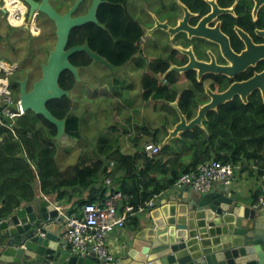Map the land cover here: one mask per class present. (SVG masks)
Masks as SVG:
<instances>
[{
	"label": "water",
	"instance_id": "obj_1",
	"mask_svg": "<svg viewBox=\"0 0 264 264\" xmlns=\"http://www.w3.org/2000/svg\"><path fill=\"white\" fill-rule=\"evenodd\" d=\"M29 8V16L37 18L38 14L46 15L55 23L57 41L49 52L46 62L41 64V77L30 86V79L25 77L17 82L20 85L18 100L24 112L32 111L43 116L58 129L57 139L66 134V119H58L49 110L48 104L64 97H70V91L62 88V75L69 71L77 81L81 80L79 67L71 58L84 52L93 64H103L110 70L118 72L121 67L115 66L100 53L94 51L89 42L69 47L71 33L74 29L90 23L102 26L98 18L100 8L105 0H93L86 13L77 15L85 0H76L67 12L61 13L50 0H22ZM264 0H256L257 13ZM213 12L204 22H211L219 13L233 12L222 10L215 0L210 1ZM187 18L188 8L183 5ZM4 12H7L3 9ZM186 18V19H187ZM157 28L167 30L173 38L180 31H187L189 36H203L218 43L224 55L232 62L226 67L213 61H199L193 48H180L190 58L185 67L174 66L170 71L185 73L195 70L199 81L206 74L227 75L229 77L247 68L250 64L264 57V47L256 46L244 35L249 51L242 56L231 48L229 39L219 27L210 28L200 25L194 29L183 22L179 27H169L157 21ZM264 35V31H258ZM5 62L4 59L0 58ZM260 91L264 100V72L248 81L232 84L227 90L214 92L206 88L210 101L201 106L197 116L189 121L179 108L178 102L170 105L178 113L180 121L169 131L163 142L166 146L173 139L196 127L204 128V120L212 111L240 97L244 103L249 97ZM240 185L222 186L221 189L207 194L190 192L189 188L173 192L168 198L162 197L151 211L154 224L158 226L156 236L147 240L138 236L132 248L126 247L123 256L107 262L96 260L87 253H80L65 247L61 229L65 222L61 212L56 208L54 199H38L24 205L4 220L0 221V262L3 264H264V202L256 205L257 197L246 196L239 191ZM263 192L260 191L262 196ZM199 195V196H198ZM264 201V199H263ZM45 233V235H43ZM154 233V231H153ZM124 260H129L125 262Z\"/></svg>",
	"mask_w": 264,
	"mask_h": 264
},
{
	"label": "trees",
	"instance_id": "obj_2",
	"mask_svg": "<svg viewBox=\"0 0 264 264\" xmlns=\"http://www.w3.org/2000/svg\"><path fill=\"white\" fill-rule=\"evenodd\" d=\"M92 1L85 0L78 14L86 13ZM106 1L108 3L100 8L98 18L107 29L93 23L76 28L71 33L69 47L89 42L94 51L110 62L113 60V63L122 65L129 61L139 48L136 47L135 38L131 36V31L137 30L138 26L129 14L128 0ZM185 2L197 9L205 10L208 7L206 3L197 0H185ZM232 2L233 0H222L225 6ZM52 4L60 5L54 0ZM70 7L71 5L67 9ZM55 8L62 12L58 6ZM11 29L14 30L13 27ZM143 35L144 32L140 31L138 36L140 38ZM5 61L13 63L8 59ZM71 62L79 68L91 67L93 64L84 52L75 54ZM149 66L153 71L157 70L155 64L150 63ZM169 66L165 65L161 75L166 73ZM167 76L169 84L161 83L156 73L143 82L146 101L151 98L155 90L158 91L153 97L155 104H159V100H164L166 117L162 129L166 131V136L167 123L174 126L180 121L178 113L170 103L178 100L179 108L191 120L196 117L199 106L205 103L206 95L204 83L196 81L194 71L185 74L186 79L193 85L185 90L179 99L178 94L170 89L178 75L175 72ZM24 78L17 73L12 75L10 90L13 97L20 92L17 81ZM163 81L166 82L165 79ZM60 84L62 88L72 92L78 82L75 76L67 71L62 75ZM212 88L220 89L217 84ZM14 101L10 109L17 111L18 98L15 97ZM72 102L71 97H64L50 102L48 108L58 119H66L67 135L81 139L82 119L72 111ZM6 107L7 105L2 102L0 105V220L10 216L24 203L33 202L36 184L37 192L40 189L45 196L56 195L58 200L66 197L64 190L81 185L85 190L90 191L89 199L83 204L101 201L107 189L102 180L107 177L108 165L111 162L125 170L120 190L131 197L130 203L137 205L136 207L151 200L155 194L173 188L182 174L196 170L200 165L211 160L230 163L242 174L255 172L258 180L264 179V102L260 92L253 93L248 104L243 103L240 98H235L217 111L210 112L204 120V128L196 127L193 131L182 133L179 138L173 139L175 147L168 144L154 157H149L145 151L142 154L139 152L134 155L124 154L122 142L123 137L130 133V120L125 124L114 123L106 127L108 135L101 140L96 157L83 167H75L72 174L63 172L57 162V127L32 111L11 119L4 113ZM168 115H172L173 118ZM136 128L140 129V126ZM162 129L160 128L154 137L153 142L156 144L164 142V138L158 135ZM141 140V137H136L133 142L140 143ZM142 155L144 160L141 162ZM185 158L189 159V163L184 161ZM100 181L101 186L95 187Z\"/></svg>",
	"mask_w": 264,
	"mask_h": 264
},
{
	"label": "flooded vegetation",
	"instance_id": "obj_3",
	"mask_svg": "<svg viewBox=\"0 0 264 264\" xmlns=\"http://www.w3.org/2000/svg\"><path fill=\"white\" fill-rule=\"evenodd\" d=\"M197 1L206 3L208 6L207 9H197L185 2V0H170L169 2L160 0L159 5H147L146 0H141V8H138L139 12H135L137 3L134 0H128L127 6L129 14L131 12L135 14L136 18H131L138 26L137 30L131 31V36L135 38L136 47L139 48L126 63L117 65L113 63V60L111 63L117 67L124 68L122 70L128 71V77L134 83L135 79L138 81V77L140 78V82H142V79L149 76V74L156 73L160 75L165 65H170L166 70V75L176 72L177 75H181L184 77V80H187L185 74L194 71L196 72V81H198V73L195 70L185 73H180L175 70L170 71L174 66L185 67L190 63L189 56L180 51L179 47L184 49L193 48L194 54L199 61L210 63L213 61L212 56H214L217 64L232 67V62L224 55L221 46L203 36L193 35L190 37L187 31H180L172 38L170 33L163 28H157L149 35V33L157 27V21H160L161 24H168L169 27L173 28L179 27L183 22H187L188 25L194 29H198L200 25H207L210 28L219 27L221 33L229 39L232 50L239 56L249 51L244 35L248 36L254 45L264 47V35L258 32L264 31V4L259 7L255 14L256 0H233L228 6L223 5L222 0H215L220 9L233 10V12L219 13L211 22H204L207 16L213 12V6L210 5V1L212 0ZM144 3L146 4L144 5ZM183 5L188 8L191 14L188 18ZM67 11L68 9L66 12ZM78 12L76 16L82 15L78 14ZM28 13L29 9L27 17H29ZM42 15L43 14H38L37 18H42ZM100 27L107 29L105 25ZM140 31H143L144 35L139 38L138 35ZM119 32L120 30H118V33ZM170 41L174 43L171 44ZM133 47L134 46H132L131 49H133ZM168 52L169 56L165 57V54L167 55ZM170 57L171 59L168 60ZM112 59L114 58L112 57ZM150 63L155 64L157 70L153 71L150 69ZM262 72H264V57L257 60L256 63L250 64L247 68L235 74L233 77L206 74L200 82L204 83L205 92L207 86L214 92H221L226 90V88L228 89L234 83L248 81ZM133 75H135V77ZM212 84H217L220 89L216 88V90H214ZM164 107L165 106L162 104L163 111L165 112Z\"/></svg>",
	"mask_w": 264,
	"mask_h": 264
},
{
	"label": "crops",
	"instance_id": "obj_4",
	"mask_svg": "<svg viewBox=\"0 0 264 264\" xmlns=\"http://www.w3.org/2000/svg\"><path fill=\"white\" fill-rule=\"evenodd\" d=\"M42 63L44 62H41V64ZM95 67H98L99 70L101 71L94 69V70H91L92 72L91 71L84 72L83 69L85 68L79 69L80 73H83L82 79L78 81L79 83L76 85V88L72 92H70L71 93L70 96L73 100L72 111L76 113V109H77L80 112H84V111L92 112L93 110H95L92 105L93 102H96V103L101 102L104 98H106V96L115 99V101L118 102L117 109L111 106L112 107L111 111L113 112V116L115 119L114 121H116V123L119 122V123L125 124V122L123 121V118L126 117V121L130 120L129 123L132 128L137 129L136 126H140V129H137L139 133V136L137 137H141V136L150 137L148 140H145V141L144 139L142 140L143 145L141 143L140 144L135 143V145H132L129 142L128 138H126L127 136L132 134L131 128H130V133L123 139L122 152L127 155H134L138 152L142 154V152L144 151V145L146 141L148 143L153 142L157 131L160 128L162 129V126L164 125V123H162L160 126H158V123L156 125L150 124L152 123V121L150 120L148 121V119L146 122H140L137 119L133 120L132 115H131V111H135L136 113L139 112L137 108L140 107L139 104L141 101L144 104L148 103L149 101H152V105L156 112V115L158 114L157 110H158L159 104H155L156 101L153 98L158 93V91L155 90L152 93V96L149 100L146 101L144 99L146 90L143 88V82L149 77H153L154 74H149V76L144 77L142 79V82H140V78L138 77L137 79L138 81H136L135 79V83H134L128 77V71H125V70L114 72L108 68L101 67L98 64H94V65L92 64L91 68L90 67H86V68L92 69ZM121 69H124V68H121ZM133 76L135 77V75ZM156 76L160 77L161 83L169 84V82L167 81L168 76L166 75V73L162 75L156 74ZM39 78H37L36 80H38ZM163 79H165L166 82H164ZM184 81H185L184 78H182L181 75H178L175 84L170 86L171 87L170 89L175 91L178 94V99L180 98V96L183 94L185 90L190 89L193 85L192 83L189 82L190 87L181 91L180 89L183 88V84L181 83H184ZM112 83H114L116 88H119V93L116 97H112L113 93L110 91V88H109V85ZM127 93H130L131 95L128 96ZM88 94L92 95L91 101L88 97ZM124 95L126 96L124 97ZM163 101L164 100H159V103ZM88 103L90 104L89 107H87ZM119 109H123L125 113L124 114H119V112L116 113V110H119ZM104 110L105 108L102 107L101 111H104ZM81 126H83L82 123H81ZM174 126H172L171 123H167L168 133L171 129L174 128ZM168 133H167V136H168ZM158 135L161 138H164V140L167 138L166 131H164L163 129ZM76 140H80V139L76 138ZM168 144H171L173 147H175V143L173 142V140L170 141ZM84 152L87 153L88 151H82V150L78 152L73 151L69 154H63V152L62 153L59 152L58 158H63V160L66 162L63 166L59 165L62 171L68 174H72L74 172L75 167L77 166L83 167L84 165L89 163L93 157L94 158L96 157L95 152L92 154L90 152L87 154ZM82 156L83 158H86V159L80 162V158ZM142 160H144L143 155L140 158L141 162ZM184 161L186 163H189L188 158H185ZM108 176L109 175H107V177L104 180H102L104 181V185L106 184V179L108 178ZM124 177H125V170L119 165L114 167L113 172H112V178H113V183L118 190H120L121 188V182L123 181ZM101 184H102L101 181L97 182L95 187L99 188ZM234 184H238L241 186V188H239V191L242 192L244 195L246 196L254 195L258 197L260 196L259 195L260 191H262V188H264V179L258 180L256 178L255 172L253 173L250 172V174L247 175V174H242L239 171H236ZM222 186H223L222 184L216 185V187L212 190V192L215 190L221 189ZM64 191L66 193V197H63L58 200L56 195L44 196L42 192H37V184H36L35 194L36 193H40V194L37 195V198L35 197L36 199H34V202L38 198H42V197L51 198V199L56 200V202L61 203L66 212L68 211L80 212L81 207L83 203L85 202V200L89 199L90 191L87 189L85 190V188H83V186L81 185L76 186L75 188H68V190H64ZM175 191H176L175 189H170L166 191L162 197L168 198V196H170ZM190 192H194V191L190 189ZM97 200H99V198ZM24 204H29V203H24ZM120 211H123V208H121ZM61 231L62 232L65 231V226L61 229ZM157 231H158V226L154 224L153 217L151 216V212L146 213V214H140L135 219L127 222L124 228H118L110 234L109 241H108L109 249L115 258L119 256H123L125 253L123 251L126 249V247L132 248L138 236H140L141 238L147 239V240H151L152 238H154V236H156ZM121 259L124 260L123 257ZM124 261L128 262L129 260H124ZM0 264H3V263L0 262Z\"/></svg>",
	"mask_w": 264,
	"mask_h": 264
},
{
	"label": "rangeland",
	"instance_id": "obj_5",
	"mask_svg": "<svg viewBox=\"0 0 264 264\" xmlns=\"http://www.w3.org/2000/svg\"><path fill=\"white\" fill-rule=\"evenodd\" d=\"M5 1L7 2V0H0V6L1 4H3L0 7V58L12 60L13 63L9 64L12 67L11 70H5L4 68H0V80L1 79L6 80L10 84L12 75L17 73L22 77H26V75L30 77V86H31L35 81H37L36 80L37 78L41 77L42 68L40 64L41 62L47 61L50 50L53 49L56 44L57 35H56L55 23L51 21L46 15H42V18L40 19L29 16L27 17V20H25L24 24L20 26H15V25L10 26L12 25V23L7 20L8 14H6L3 11V9H5V6L7 5ZM52 1L53 0H51V3ZM54 1L55 3H58L60 5L57 4H52V5L55 7L58 6V8L61 9L62 13L66 12L69 5L72 6L76 2V0H54ZM134 1L137 3V9L135 12H139L138 8H141V4H140L141 0H134ZM146 1H147V5L150 4L159 5L160 0H146ZM169 1L170 0H166V2ZM145 4L146 3H144V5ZM5 10L8 11V8ZM21 16H23V14H21ZM24 16L26 19V15ZM130 16L133 19L136 18L135 14H133L132 12L130 13ZM32 22H35L36 25H31ZM11 27H13L14 30H12ZM170 43L172 44L174 42L170 41ZM166 56L167 57L169 56V52L167 55L165 54V57ZM170 59L171 57L168 58V60ZM98 65L107 68L101 63H99ZM90 68H85L83 69V71L88 72L94 69L99 70L98 67L92 69ZM82 75L83 73H80L81 79H82ZM189 84H190L189 81L185 80L183 83V88L180 90L183 91L184 89L190 87ZM109 88L110 91L113 93L112 97H116L119 93V88H116L114 83L110 84ZM127 95L130 96L131 94L127 93ZM125 96L126 95H124V97ZM15 97L18 98V95ZM15 97L12 96L13 99H15ZM88 97L91 101L92 95L88 94ZM2 101L4 100L1 99L0 105ZM90 104L88 103L87 107H89ZM162 104H164V102L159 103V107L157 110L158 114L156 115V112L152 105V101H149L146 104L142 103L141 101L139 104L140 107L137 108L139 112L136 113L135 111H131L133 120L137 119L140 122H146L148 119V121L149 120L152 121V123L150 124L156 125L158 123V126H160L162 123H164L166 116V113H164L163 111ZM92 105L95 109L92 112H87V111L80 112L76 109V114L82 119V124H83V126H81L80 128L81 129L80 140L73 139L67 134H65L61 139H57L56 136V145L58 147V153L63 152V154H69L73 151L78 152L80 150L88 151L87 153L90 152L91 154L94 152L96 153L101 140L108 135L107 128L110 125L116 123V121H114L115 119L113 116V112L111 111L112 109L111 106L117 109L118 102L115 101V99L106 96V98H104L101 102H97V103L93 102ZM102 107L105 108L104 111H101ZM118 112L119 114L125 113L123 109L116 110V113ZM171 118H173V116ZM123 121L127 123L126 117L123 118ZM131 132H132L131 135L129 136L126 135L127 137L124 136L123 139L126 137L128 138L129 142L132 145H135V143L132 140L135 137L139 136V133L137 129L132 127H131ZM141 138L142 140L144 139L145 141L148 140L150 137L141 136ZM142 140L140 141V143L143 145ZM146 143L148 142L146 141ZM84 159L86 158H83L82 156L80 158V162L82 160L84 161ZM57 162L61 166H63L66 163L63 160V158H58Z\"/></svg>",
	"mask_w": 264,
	"mask_h": 264
},
{
	"label": "built area",
	"instance_id": "obj_6",
	"mask_svg": "<svg viewBox=\"0 0 264 264\" xmlns=\"http://www.w3.org/2000/svg\"><path fill=\"white\" fill-rule=\"evenodd\" d=\"M3 87V85H2ZM1 87V89H2ZM0 96L7 107L5 115L11 119L24 114L20 102L17 103V111L10 109L14 104V99L9 86L5 90H0ZM163 146L150 142L145 144V153L149 157H154L161 153ZM115 163H111L108 168V178L106 179V193L101 201L86 203L81 207L80 212L67 214L63 212V205H57L64 215L65 231L62 234V241L68 249L76 252H84L96 257V260L107 262L113 259L109 249L108 241L110 234L118 229L124 228L127 222L135 219L138 215L152 211L162 196L166 192L155 194L151 200L136 207L131 204V197L121 190H118L112 178ZM236 167L232 164H224L218 160H211L200 165L196 170L182 174L176 181L172 189L176 191L190 188L201 194L211 192L216 185L232 186L235 180ZM238 186V184H234ZM263 196L259 203H263ZM123 208V211L120 209ZM43 235H45L43 233Z\"/></svg>",
	"mask_w": 264,
	"mask_h": 264
},
{
	"label": "bare ground",
	"instance_id": "obj_7",
	"mask_svg": "<svg viewBox=\"0 0 264 264\" xmlns=\"http://www.w3.org/2000/svg\"><path fill=\"white\" fill-rule=\"evenodd\" d=\"M6 3H7V5L5 4L6 5L5 9L8 8V11H9V14L7 16V17H9V20L8 19L7 20L10 21L12 23V25H15V26H20V25L24 24L25 20H26L24 15H25V13L27 11V6L21 0H7ZM2 5L3 4H1V6ZM21 13L24 14V15L21 16V17L20 16L18 17V15H20ZM31 25H36V24H35V22H32ZM0 68H4L5 70H11L12 69V67L9 64H7V63H5V62H3L1 60H0ZM0 84H3V87H2L1 90H5L6 87H7V81L6 80H0Z\"/></svg>",
	"mask_w": 264,
	"mask_h": 264
},
{
	"label": "clouds",
	"instance_id": "obj_8",
	"mask_svg": "<svg viewBox=\"0 0 264 264\" xmlns=\"http://www.w3.org/2000/svg\"><path fill=\"white\" fill-rule=\"evenodd\" d=\"M21 1H22V0H21ZM105 1H106V0H105ZM22 2H23V1H22ZM23 3H24V2H23ZM24 4H25V3H24ZM51 4H52V3H51ZM27 9H29L28 6H27ZM79 9H80V8H79ZM27 12H28V10H27ZM27 12L25 13V15H26V19H27ZM5 13H6V14H9V11H7V12H5ZM21 14H22V13H21ZM21 14L19 15L20 17H21ZM23 15H24V14H23ZM7 19L9 20V17H7ZM14 27H15V26H14ZM5 62H6V61H5ZM29 78H30V77H29ZM1 80H2V79H1ZM198 81H199V80H198ZM7 82H8V81H7ZM199 82H200V81H199ZM2 85H3V84H0V87H2ZM8 86H9V88H10V84H9V82H8ZM226 90H227V89H226ZM10 91H11V90H10ZM224 91H225V90H224ZM259 92H260V91H259ZM205 93H206V92H205ZM260 93H261V92H260ZM261 95H262V93H261ZM206 97H208V98H206ZM250 97H251V96H250ZM250 97H249V98H250ZM236 98H240V97H236ZM262 98H263V97H262ZM206 99H207V100H206ZM240 99H241V98H240ZM204 100H205V103H204V104H206L207 102L210 101V98H209V96H208L207 94L205 95ZM208 100H209V101H208ZM241 100H242V99H241ZM248 100H249V99H248ZM18 101H19V100H18ZM18 101H17V103H18ZM176 102H179V101L177 100ZM242 102H243V101H242ZM263 102H264V100H263ZM243 103H244V102H243ZM248 103H249V102H248ZM248 103H247V104H248ZM204 104L200 105L199 108H200L201 106H203ZM245 104H246V103H245ZM20 105H21V103H20ZM163 105H164V104H163ZM170 106H171V105H170ZM171 107H172V106H171ZM21 108H22V107H21ZM199 108H198V110H199ZM22 110H23V109H22ZM174 110H175V109H174ZM15 112H16V111H15ZM23 112H24V111H23ZM25 113H26V112H24V114H25ZM24 114H23V115H24ZM197 114H198V111H197ZM168 116L170 117V115H168ZM196 116H197V115H196ZM165 117H166V116H165ZM171 117H172V115H171ZM171 117H170V118H171ZM194 118H195V117H194ZM194 118H193V119H194ZM193 119H191V120H193ZM188 120H189V119H188ZM191 120H189V121H191ZM164 122H165V121H164ZM171 130H172V129H171ZM154 143H155V142H154ZM161 145H162V144H161ZM162 146H163V145H162ZM163 147H164V146H163ZM144 151H145V145H144ZM111 163H112V162H111ZM111 163H110V164H111ZM109 166H110V165H109ZM109 166H108V167H109ZM116 166H117V165L115 164V167H116ZM108 175H109V174H108ZM233 185H234V184H233ZM171 189H172V188H171ZM189 189H190V188H189ZM169 190H170V189H169ZM191 190H192V189H191ZM167 191H168V190H167ZM38 192H41V190L39 189ZM194 192H195V193H198V192H196V191H194ZM211 192H212V191H211ZM262 192H264V188H262ZM38 194H40V193H36V194H35V197H36V198H37V195H38ZM198 194H201V193H198ZM259 195H260V194H259ZM44 196H45V195H44ZM262 196H263V194H262ZM262 196L260 195V196L257 197V202H256V205H255V206H257L258 204H261V203H259V200H260V198H261ZM36 198H35V199H36ZM263 198H264V197H263ZM38 199H51V198H45V197H42V198H38ZM38 199H37V200H38ZM37 200H35V202H36ZM33 202H34V201H33ZM33 202H31V203H33ZM29 204H30V203H29ZM54 204H55L56 208L58 209L57 205L60 204V203H59V202H56V200H54ZM24 205H28V204H23L22 206H24ZM22 206H20V207H22ZM17 209H18V208H17ZM58 210H59V209H58ZM15 211H16V210H15ZM15 211H14V212H15ZM59 211L61 212V217H62V219H63L64 222L66 223V221H65V219H64L65 217H64V215L62 214V210H59ZM14 212H13V213H14ZM63 212H64V214H65V213H67V214L72 213V211H68V212H66V211L64 210V208H63ZM149 212H151V211H148L147 213H149ZM13 213H12V214H13ZM12 214H11V215H12ZM144 214H146V213H144ZM8 217H9V216H8ZM5 219H6V218H5ZM3 220H4V219H3ZM0 221H1V220H0ZM63 232H64V231H63ZM44 234H45V233H44Z\"/></svg>",
	"mask_w": 264,
	"mask_h": 264
}]
</instances>
